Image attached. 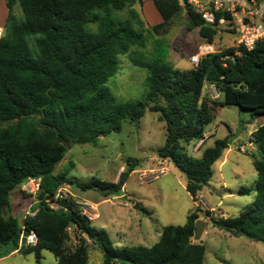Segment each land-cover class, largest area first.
<instances>
[{
    "label": "trees",
    "instance_id": "obj_1",
    "mask_svg": "<svg viewBox=\"0 0 264 264\" xmlns=\"http://www.w3.org/2000/svg\"><path fill=\"white\" fill-rule=\"evenodd\" d=\"M4 1L8 16L0 37V259L17 252L22 234L29 231L37 243L22 253H34L39 263L49 251L58 264H87L90 241L102 251V264H204L206 245L194 241L201 209L192 211L184 226L164 227L152 247L119 249L105 230L91 226L74 200L56 198L58 190L71 183L67 172H56L69 148L95 144L121 131L124 121H139L147 110L159 113L166 124L159 158L172 161L185 175L194 202L231 139L217 140L200 159L187 155L184 145L204 138L218 107L236 106L263 118L252 134L258 144L252 155L255 185L239 190L240 195L254 193V201L238 217L211 221L233 236L264 243V39L250 51L233 46L203 57L198 66L177 70L167 61V44L160 36L185 10L178 0H153L162 22L150 30L135 9L140 0ZM16 6L22 19L15 14ZM124 11L127 18L119 16ZM186 14L189 24L213 44L219 26L205 25L192 8ZM222 16L217 14L218 19ZM152 33L159 38L150 42ZM121 55L148 72L142 99L121 101L107 87ZM206 84L215 85L222 102L208 97ZM127 176L123 171L116 183L78 186L120 195ZM29 178L41 179L35 214L22 220L7 215L12 193ZM204 213L207 219L209 212ZM68 228L80 235L74 248L66 246Z\"/></svg>",
    "mask_w": 264,
    "mask_h": 264
},
{
    "label": "rangeland",
    "instance_id": "obj_2",
    "mask_svg": "<svg viewBox=\"0 0 264 264\" xmlns=\"http://www.w3.org/2000/svg\"><path fill=\"white\" fill-rule=\"evenodd\" d=\"M135 9L149 30L162 22L153 0L137 4ZM15 14L18 19L23 18L19 6H16ZM7 16L6 3L0 0L2 33ZM119 16L127 18L128 11ZM149 38L152 42L159 36L152 33ZM160 38L167 44V61L177 70L192 68L190 57L208 42L200 36L197 28L189 24L185 10L171 21L167 33ZM235 40L234 24L225 23L217 28L213 44L216 51H223L235 46ZM119 60L118 72L108 81L107 87L121 101L142 99L147 92V70L133 65L128 55H121ZM219 100L222 102L223 98ZM262 123V117L253 118L249 112L241 111L236 106L218 107L211 124L205 128L206 142L200 150L194 149L199 139L184 145L187 155L200 159L207 149L214 147L217 140L229 137L231 147L242 145L246 152L242 153L237 148L229 157L234 160L237 158L238 162L232 160L221 167L220 159L213 165V177L201 194L209 206L218 209L215 219L222 218L219 215L221 211L225 218L238 217L240 211L254 201V194L240 195L238 190L255 185L252 155L257 151L247 146V132ZM165 139V122L160 120L159 113L147 110L139 121H124L121 131L101 137L95 144L73 145L56 167L57 173L67 172L71 182L61 187L62 194L66 199L74 200L80 211L79 204H94L97 216L89 220L91 226L105 230L116 248L152 247L159 241L164 227L184 226L189 214L201 209L186 190L185 175L172 161L159 158L157 151L164 145ZM123 171L128 176L126 187L120 195L105 196L97 189L83 190L78 186L98 181L116 183ZM221 174L228 184L226 189L234 191L231 197H226L228 192L223 189ZM35 202L36 198L25 196L18 188L11 195L12 207L7 215H15L16 204ZM199 218L209 222L201 236V241L206 245L204 264H264V243L246 236L236 237L216 227L211 220L206 219L202 209ZM68 233L67 248L78 246L80 235L76 234L74 228H68ZM87 246V264H102V251L90 241H87ZM42 255L43 259L39 263L34 253L17 252L0 259V264H58L51 252L44 251Z\"/></svg>",
    "mask_w": 264,
    "mask_h": 264
},
{
    "label": "built area",
    "instance_id": "obj_3",
    "mask_svg": "<svg viewBox=\"0 0 264 264\" xmlns=\"http://www.w3.org/2000/svg\"><path fill=\"white\" fill-rule=\"evenodd\" d=\"M146 1V0H140ZM181 6H185L182 0H178ZM186 5L199 14L205 25L216 27L225 23H232L238 32V41L235 46L243 47L246 50H252L256 43L264 39V1L259 0H186ZM221 13L223 16L218 19L217 14ZM228 16V18L226 17ZM0 30V37L2 36ZM217 51L214 44L205 43L199 47L197 53L190 57V63L193 66H198L200 60L209 55L215 54ZM206 93L211 100H219L221 98L220 92L213 84H206ZM243 152H245L242 149ZM162 173H164L162 171ZM20 189L23 194L36 198L41 190V179L29 178L21 186ZM57 199H66L59 189L56 194ZM197 206L204 212H209L207 220L215 218L218 209L209 206L202 195L197 196ZM81 213L88 220H93L96 215V207L89 202L81 204ZM57 208L56 205H52ZM35 212L30 211L28 215H34ZM23 234L21 236V240ZM20 240V246H21ZM37 243V236L30 232L26 238V246H34Z\"/></svg>",
    "mask_w": 264,
    "mask_h": 264
},
{
    "label": "crops",
    "instance_id": "obj_4",
    "mask_svg": "<svg viewBox=\"0 0 264 264\" xmlns=\"http://www.w3.org/2000/svg\"><path fill=\"white\" fill-rule=\"evenodd\" d=\"M3 30V27L2 26H0V30ZM236 42L238 41V32L236 31V40H235ZM236 42H235V45H236ZM262 124H260V125H258V127H260ZM258 127H252V128H250L249 130H248V132H247V134H248V140H249V142H248V147L249 148H251V149H253L254 151H257V149H258V144L254 141V139L252 138V134L258 129ZM206 134L207 133H205L204 134V138L202 139V140H200L199 142H198V144L194 147V149L195 150H200V148L202 147V145L206 142ZM236 141V139H234L233 140V142H235ZM237 148H239L240 149V152H242V153H246V152H243L242 151V149H243V147H242V145H239V147L238 146H236L235 148H233V147H229V149L224 153V156L222 157V163H221V167H225L226 165H228V164H230L231 162H232V160H234V159H232V158H230L229 157V154L230 153H233L234 151H235V149H237ZM244 150V149H243ZM245 151V150H244ZM238 159L236 158L234 161L235 162H238L237 161ZM164 161H166V160H164ZM252 163H253V160H252ZM221 177H222V180H224V183H223V189H225L227 192H228V194L226 195V197H231V196H233L234 195V191H232V190H229V188H227L226 189V187H228V184H227V182H226V180L224 179V176H222V174H221ZM256 181V180H255ZM125 187H126V183H125V185H124V187H123V190L125 189ZM243 188V187H242ZM241 189V188H240ZM239 189V190H240ZM239 190H238V194H239ZM251 194H254V193H251ZM255 196V195H254ZM220 204V203H219ZM36 204L34 203V204H16V206L14 207V209H16L15 210V216H20L21 217V219H23L24 217H25V215H28V213L30 212V211H32V207L33 206H35ZM241 212V211H240ZM219 215H220V217H223V218H225L224 217V215H223V211H221L220 213H219ZM17 252H15V253H13V254H11V255H14V254H16Z\"/></svg>",
    "mask_w": 264,
    "mask_h": 264
},
{
    "label": "water",
    "instance_id": "obj_5",
    "mask_svg": "<svg viewBox=\"0 0 264 264\" xmlns=\"http://www.w3.org/2000/svg\"><path fill=\"white\" fill-rule=\"evenodd\" d=\"M183 1V4L185 5L184 6V9L186 11L189 10V7L186 5V0H182ZM137 208V207H135ZM209 225V222L208 221H205V220H198L196 222V228H195V231H194V241L196 242H202L201 241V236L202 234L205 232L206 228L208 227ZM30 232L29 231H25L23 233V238L21 240V246H20V249L17 251L19 253H22L23 250L25 249L26 247V238L29 236Z\"/></svg>",
    "mask_w": 264,
    "mask_h": 264
}]
</instances>
